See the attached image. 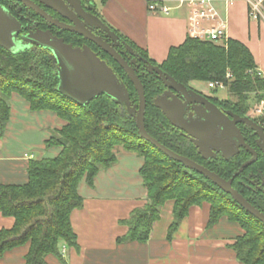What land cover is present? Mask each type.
I'll use <instances>...</instances> for the list:
<instances>
[{
  "label": "trees",
  "instance_id": "obj_1",
  "mask_svg": "<svg viewBox=\"0 0 264 264\" xmlns=\"http://www.w3.org/2000/svg\"><path fill=\"white\" fill-rule=\"evenodd\" d=\"M7 3L8 0H0L3 7ZM113 31L152 65L188 88L192 81L224 80L229 93L236 99L215 98L229 106L236 115L248 114L250 107L246 100L249 94L253 93L257 102L264 100V76L258 71L250 50L239 40L227 38L216 43L187 36L182 43L171 46L166 58L157 63L146 50L119 31ZM51 36L72 48H83L77 44L76 36L69 32ZM35 46L13 50L0 45V134H3L10 117L13 94L21 97L29 110L52 112L64 123L60 128H53L44 141L46 148H59L56 155L30 158L25 182L0 183V213L14 218L11 228L0 230V258L7 250L27 246L24 264H48V255L67 264L61 246L78 247L70 214L83 203L79 186L83 181L92 185L98 171L116 160L117 148L121 147L143 159L139 175L147 202L134 208L122 221L127 232L117 237V242H146L167 200L173 201V221L167 233V238L171 239L189 209L207 202L209 226L226 216L241 227L242 234L232 245L239 263L264 264V222L243 209L230 194L206 177L184 167L142 139L134 118L123 103L105 93L78 103L61 93L57 65L50 50ZM91 48L97 57L103 58L101 60L109 59V63L105 62L125 84L130 106L137 109L138 97L124 70L99 48ZM227 72L231 79L225 78ZM136 73L146 100L144 127L151 137L224 179H229L240 164L249 159L251 155L244 148L228 159L222 156L203 158L195 145L180 134L155 105V100L166 91L163 81L141 66ZM216 92L212 90V93ZM253 119L260 124L258 119ZM242 133L255 147L254 129L243 124ZM261 173H264V154L259 153L257 161L233 179L232 187L264 214V193L254 194L246 186L252 174Z\"/></svg>",
  "mask_w": 264,
  "mask_h": 264
},
{
  "label": "crops",
  "instance_id": "obj_2",
  "mask_svg": "<svg viewBox=\"0 0 264 264\" xmlns=\"http://www.w3.org/2000/svg\"><path fill=\"white\" fill-rule=\"evenodd\" d=\"M99 1L95 8L102 22L146 50L157 63L166 58L171 46L188 36L190 7L179 6V0ZM152 1L170 6L169 13L149 12L148 4ZM214 3L225 20L227 37L239 40L250 50L264 76V20L249 17L246 0ZM202 90L206 89H198ZM63 123L52 112L29 110L27 103L13 94L10 117L0 134V183H23L27 180L30 158L56 155L59 148H46L44 141L53 128H60ZM33 148L38 150L37 155L32 153ZM142 163L137 153L119 149L116 160L98 171L92 185L84 181L80 184L83 203L70 214L78 247L65 246L63 257L67 264H240L232 245L242 234L241 227L226 216L209 226L207 202L189 209L171 239L167 233L173 221V201L167 200L146 242H117V237L127 232L122 221L134 208L147 202L139 175ZM13 223V217L0 213V230L11 228ZM26 251L27 246L7 250L0 264H24ZM46 261L61 264L53 255H48Z\"/></svg>",
  "mask_w": 264,
  "mask_h": 264
},
{
  "label": "water",
  "instance_id": "obj_3",
  "mask_svg": "<svg viewBox=\"0 0 264 264\" xmlns=\"http://www.w3.org/2000/svg\"><path fill=\"white\" fill-rule=\"evenodd\" d=\"M20 1H22L24 5L34 9L44 19L57 27L78 32L85 38L94 41V43H96L103 51L111 56L112 59L124 70L128 79L132 83L138 97V108L134 109L130 106L129 94L125 84L116 77L107 63L97 57V55L88 47L72 48L69 45L63 44L60 40L55 39L48 33L37 31L27 39L31 44L33 43L50 50L51 57L57 65L56 69L59 78L58 89L61 93L78 103L87 102L101 93H105L117 102L123 103L126 106L127 111L134 118L138 133L142 139L150 142L169 158L180 162L184 167L192 169L206 177L221 190L230 194L232 199L243 209L254 215L261 222H264V214L251 205L246 198L232 187L231 184L232 179L245 167L253 163L257 157L256 151L243 141L242 134L237 128L236 123L243 122L250 126L254 129V132L258 137L262 138L264 141V132L260 124L248 115L235 117L230 122L226 121L225 127L221 125L222 123L217 122V120L210 121L209 115L207 116L205 114L204 115L207 117H205L204 122L194 119L191 115L184 118V107H187L189 103L194 105L204 102V99H199L198 95L202 98L205 97L202 96L201 93L177 82L173 77L164 74L158 66H153L151 64L148 65V70L150 72L153 71L168 89L177 93L175 96L170 90L165 91L162 96L155 100V105L161 109L173 126L180 129L181 132L189 138L203 158L215 156L217 152H220L223 157L228 158L237 152L239 146L246 148L252 154V157L242 163L238 170L232 174L231 178H222L207 167L167 148L147 133L144 127L146 100L144 89L138 75L130 65V62H128L110 42H107L101 36H97L86 28V19L83 16L79 20L74 19V26L65 25L58 20H53L50 15L39 7V5L35 4V0ZM36 1H39L46 7L58 11L63 16H68V14L71 13V10L68 9L63 0ZM97 23L100 27L104 26L112 34L113 40L117 39V35H115L114 32L111 31L110 28L100 19H98ZM18 27L19 23L15 18L10 15L5 7L0 5V45L2 47L13 49L10 36L12 32L16 33ZM22 45L27 46L28 44L24 43ZM195 107L197 106L194 105V110L195 113H197V117H199L198 115L200 113L196 111L197 108ZM215 108L213 109L215 111L217 110V115H223ZM220 127H222L223 130L220 131ZM217 131H220L221 134L218 135ZM232 136H235L238 142H234Z\"/></svg>",
  "mask_w": 264,
  "mask_h": 264
},
{
  "label": "flooded vegetation",
  "instance_id": "obj_4",
  "mask_svg": "<svg viewBox=\"0 0 264 264\" xmlns=\"http://www.w3.org/2000/svg\"><path fill=\"white\" fill-rule=\"evenodd\" d=\"M63 1L65 2V5L68 7V9L71 10V13L68 14V16H63L58 11H55L52 8L46 7L45 5L40 3L39 1L35 0L34 2H35V4L39 5V7L41 9H43L48 15H50V17L53 20H58L59 22L65 24V25L74 26L73 25L74 19L79 20L83 16L86 19V22H85L86 28L89 29L92 33L96 34L97 36H101L107 42H110L114 46V48L128 62H130V65L135 70V73H136V70H138L139 66H141L142 69H144L145 71L150 73V71L148 70V65L151 64L149 60H147L143 55H140L135 50H133L129 45H127V43H125V41H123V39L121 37L117 36V39L113 40L112 34L104 26L100 27V25L97 22H98V19L101 20V18H100L99 14L95 8L94 0H63ZM4 6L7 7L6 9L15 18V20L19 23V27L17 28L16 33H15V37L17 40L22 41V44L27 43L28 45L25 47H34L35 46V44L34 45H33V43L31 44V42H29V40L27 38H29V36H32L33 33L40 31L39 29H41V31H44V33H49L51 35H61L62 32H69L72 35L76 36V42H77V44H80L79 47L87 46V47L91 48V46H92L93 48L94 47L99 48V51L100 50L103 51L96 43H94V41H92L88 38H85L83 35L79 34L78 32H74L72 30L65 29V28H60V27H57L56 25L48 22L40 14H38L34 9H32L29 6L24 5L22 3V1H20V0H8L7 5H4ZM38 48H40V47H38ZM41 50L42 49H40V51ZM103 52L106 53L105 51H103ZM96 53H99V52L97 51ZM101 59H103V58L101 57ZM105 60L109 63V59H107L105 57ZM153 66H155V65H153ZM190 88L201 93L202 96H204L206 99L202 98L201 96L198 95V98L201 100L204 99V102L194 104L197 106V107H195V108H197L196 111H198L200 113L198 115L199 117H197V113H195L194 105H191L192 103H189L187 105V107H184V110H183L184 111V114H183L184 118L191 115L194 119H197L201 122H204L205 117H207L209 115L210 121L217 120V122L222 123L221 125L223 127H225L226 121L230 122L235 117H242L241 115L234 114L229 106H226L223 102H220L218 99H216L215 98L216 96L214 93H212V90H202V92H200L192 84H190ZM167 90H170L171 92H173L172 93L173 95H175V96L177 95V93L175 91L166 88V91ZM213 108L218 109L223 115H220V116L217 115V112H216L217 110L215 111ZM207 112H209V113H207ZM204 114L207 116H205ZM243 124H245V123L237 122L236 126L242 134L243 141L247 145H249L253 150L256 151L257 157H256V160L254 161V162H256L258 159L259 153L264 154V141L262 138H259L258 135L255 133V142H254L255 147L251 146L246 141L245 136L242 133ZM260 125L263 128V132H264V123L260 122ZM221 130H223L222 127H220V131ZM179 131H180V134H182L185 138H187L189 140V138L186 135H184L180 129H179ZM220 131H217L218 135L221 134ZM232 140L234 142H238V140L235 138V136H232ZM241 148H244V147L239 146L237 149V152ZM244 149L246 151H248L246 148H244ZM237 152H235L233 155H235ZM250 155L251 156L249 157V159L252 157L251 153H250ZM217 156H222V154L220 152H217L216 155L212 156V157H217ZM230 157L231 156H229L228 158H230ZM223 158H225V157H223ZM228 158H225V159H228ZM249 159H247V160H249ZM247 160H245V161H247ZM244 162H242V163H244ZM251 164H249V165H251ZM242 171H240L238 174H240ZM233 179H232V182H233ZM232 182H231V184H232ZM246 186H247L248 190H250L251 192H254V194H257L258 192L264 193V173H261L259 175L258 174H252L250 176L249 182L246 183Z\"/></svg>",
  "mask_w": 264,
  "mask_h": 264
},
{
  "label": "built area",
  "instance_id": "obj_5",
  "mask_svg": "<svg viewBox=\"0 0 264 264\" xmlns=\"http://www.w3.org/2000/svg\"><path fill=\"white\" fill-rule=\"evenodd\" d=\"M248 3V14L253 19L261 16L262 0H246ZM179 6L185 4L190 7L187 17V34L190 37L221 43L227 40L226 23L216 7L214 0H179ZM171 7L160 1H152L148 4V11L157 14L169 13ZM230 73L225 75L229 79ZM226 87L224 80H212L206 83V90H218ZM248 116L256 118L264 123V100L257 102V105L248 111ZM262 120V121H261ZM62 253L65 246H61Z\"/></svg>",
  "mask_w": 264,
  "mask_h": 264
},
{
  "label": "rangeland",
  "instance_id": "obj_6",
  "mask_svg": "<svg viewBox=\"0 0 264 264\" xmlns=\"http://www.w3.org/2000/svg\"><path fill=\"white\" fill-rule=\"evenodd\" d=\"M94 2H96V4L100 3L99 0H94ZM261 5H262V8H261V16H259V18H262L264 20V6H263V0L260 2ZM111 30V29H110ZM113 31V30H111ZM115 35H117V33L115 31H113ZM118 36V35H117ZM10 41L11 43L13 44V49L14 50H18V49H22L24 48L25 46L22 45V41H19L16 39L15 37V32H12L11 33V36H10ZM231 77V76H230ZM229 77V79H231ZM191 83H193L192 85L194 87H196L197 89H205L206 88V83L207 82H204V81H199V82H196V81H192ZM215 96L219 99H236L235 96L231 95L227 89V87L223 88V89H218L217 92L215 93ZM246 103L247 105L252 109L254 106L257 105V101H256V96L251 93L248 95V98L246 100ZM10 104H11V99H10ZM250 110V109H249ZM121 149V147H118L117 148V151ZM32 153L34 155H37L38 154V150L36 148H33L32 149Z\"/></svg>",
  "mask_w": 264,
  "mask_h": 264
},
{
  "label": "bare ground",
  "instance_id": "obj_7",
  "mask_svg": "<svg viewBox=\"0 0 264 264\" xmlns=\"http://www.w3.org/2000/svg\"><path fill=\"white\" fill-rule=\"evenodd\" d=\"M65 246V245H64Z\"/></svg>",
  "mask_w": 264,
  "mask_h": 264
}]
</instances>
